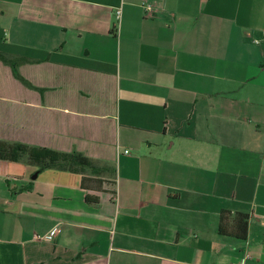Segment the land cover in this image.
I'll list each match as a JSON object with an SVG mask.
<instances>
[{
    "label": "crops",
    "instance_id": "crops-1",
    "mask_svg": "<svg viewBox=\"0 0 264 264\" xmlns=\"http://www.w3.org/2000/svg\"><path fill=\"white\" fill-rule=\"evenodd\" d=\"M0 54V264H264V0H0Z\"/></svg>",
    "mask_w": 264,
    "mask_h": 264
},
{
    "label": "trees",
    "instance_id": "trees-1",
    "mask_svg": "<svg viewBox=\"0 0 264 264\" xmlns=\"http://www.w3.org/2000/svg\"><path fill=\"white\" fill-rule=\"evenodd\" d=\"M0 61L12 68L14 71L13 60L7 58L3 54H0ZM28 149L22 145H8L0 143V160L16 162L22 153H26ZM30 161L43 164L50 163L55 164L58 162H69L72 156L65 154H58L46 149H31L28 152ZM79 164L90 165L88 160L81 159L77 156ZM248 215L236 214L232 215L230 212L222 211L220 213L218 233L220 236L233 237L240 241H245L248 232Z\"/></svg>",
    "mask_w": 264,
    "mask_h": 264
},
{
    "label": "built area",
    "instance_id": "built-area-1",
    "mask_svg": "<svg viewBox=\"0 0 264 264\" xmlns=\"http://www.w3.org/2000/svg\"><path fill=\"white\" fill-rule=\"evenodd\" d=\"M144 12H145V15L146 16H150L152 14V8L150 6H145L144 7ZM117 18H119V12H117ZM125 153H127V152H125ZM57 232H58V229L57 228L53 229L50 232V234H48L47 236H44L43 237V240L44 241H49L51 238H53L57 234Z\"/></svg>",
    "mask_w": 264,
    "mask_h": 264
},
{
    "label": "rangeland",
    "instance_id": "rangeland-1",
    "mask_svg": "<svg viewBox=\"0 0 264 264\" xmlns=\"http://www.w3.org/2000/svg\"><path fill=\"white\" fill-rule=\"evenodd\" d=\"M13 74H14L15 79H17V80H21L20 76H18L16 73H13ZM21 81H23V80H21ZM8 94H12V97L15 96V93H13V92H10V93H8ZM15 97H16V96H15Z\"/></svg>",
    "mask_w": 264,
    "mask_h": 264
}]
</instances>
